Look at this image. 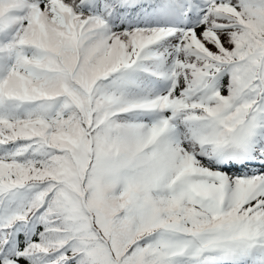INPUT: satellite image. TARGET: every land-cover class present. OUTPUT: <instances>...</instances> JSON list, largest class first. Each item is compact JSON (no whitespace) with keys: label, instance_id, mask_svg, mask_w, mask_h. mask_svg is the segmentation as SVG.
<instances>
[{"label":"snow or ice","instance_id":"1","mask_svg":"<svg viewBox=\"0 0 264 264\" xmlns=\"http://www.w3.org/2000/svg\"><path fill=\"white\" fill-rule=\"evenodd\" d=\"M0 264H264V0H0Z\"/></svg>","mask_w":264,"mask_h":264}]
</instances>
